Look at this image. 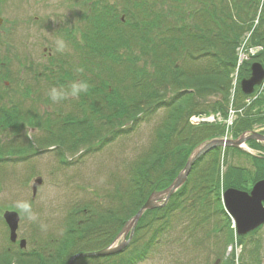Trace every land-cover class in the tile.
Segmentation results:
<instances>
[{
    "label": "rangeland",
    "instance_id": "rangeland-1",
    "mask_svg": "<svg viewBox=\"0 0 264 264\" xmlns=\"http://www.w3.org/2000/svg\"><path fill=\"white\" fill-rule=\"evenodd\" d=\"M86 1L88 4L84 0H0V264H23L19 263L23 259L21 257L11 260L9 257L12 254H24V259L37 254L41 260L39 264H45L43 257H52L47 261L48 264H68L76 254L99 251L115 241L121 244L129 239L130 230L122 237L120 232L130 220L125 222L129 215L127 209H124L131 203L132 194L123 197V193L130 180H134L138 162L157 143L156 136L165 127V120L175 114H172L173 108L166 101H154L151 110L140 115L135 123L126 125L120 133L115 134L112 128L107 127L96 136L90 133L89 127H84L86 132H83L84 129L70 131L65 138L88 135V142L74 147L54 144L53 138L64 127L67 114L77 118L84 115L83 110H86L87 116L82 119L84 124L87 119L95 127L101 124L97 112L93 111L94 107H98L96 103L82 101L80 95L70 94L57 101L51 99L53 88L68 92L59 85L65 73L76 79L82 75V71L76 70L78 54L73 42H69L63 34L67 33L64 24L67 27L79 24L75 28L78 37L75 41L78 43L79 40L81 42L80 31L85 33L93 28L94 21V28L98 24L96 29L103 30V25L108 23L117 29L124 25L121 21L127 23L124 31L138 43L139 22L136 21L140 19L143 10L148 13V17L152 14L154 24L150 35L146 37L152 50L148 52V58L138 63L143 67L147 60L151 63L159 59V64L164 68L162 74L169 77L177 67L194 72L203 68L206 70L212 63V60L202 56L205 50L200 42H197L199 47L195 51L194 38L179 40L184 30L181 17L186 25L197 24L198 33L211 28V14L223 16L232 26L233 23L243 26L253 24V28L240 37L239 45L236 46L238 55L241 44L250 45V34L258 22L263 3V0H255L251 6V0H213L218 5L215 7L211 0ZM149 3L151 6H148ZM257 7L258 12L255 14ZM195 10L197 14L189 17L190 11ZM84 11L89 12L86 22L80 20ZM174 16L177 19H172ZM232 17L236 20L232 21ZM216 23L221 25L223 21L218 18ZM173 39L180 45L172 47ZM58 40H63L66 45L63 51L57 50ZM170 49L176 51L174 55L169 54L172 53ZM65 56L69 61L66 65L60 60ZM126 60H123L119 68L127 66ZM148 68L149 72H155L156 67ZM49 71L51 74L45 73ZM236 75L239 79L242 77L237 60L230 75L232 87ZM85 76L91 78V73ZM125 82L129 85L121 84L117 95L141 96L144 90L135 85L133 79L128 78ZM152 91L150 89V98L157 93L153 94ZM174 92L176 90L170 86L168 95L173 97ZM237 94L235 104L240 113L233 116L229 114L224 119L226 110L223 112L222 107L215 104L222 99L220 93L202 92L194 99L197 103L194 112L202 114L195 113L197 116H193L191 122L197 125L205 120L226 127L225 124H229L232 119L234 122L228 127V135H233V130L246 115L239 105L244 97L237 98ZM11 106L18 113L21 112L18 123L11 121L12 124H9L10 121L6 120L15 113L7 110ZM224 108H227V104ZM260 108L264 109V105L258 104L247 113H255ZM186 117V112L183 120L182 117L174 116L172 125L175 129L169 139L172 145L180 136L174 135L180 132ZM213 119L217 121L211 122ZM37 122L52 126L53 133L48 132L45 126L43 128L46 130L33 127ZM172 125L168 124L167 128L170 129ZM253 129L264 130V123H253ZM250 141L245 145L248 148L251 147ZM191 146L189 143L185 149L179 148L172 154L165 162L167 169L178 163L180 166L176 174L180 172ZM214 148L217 153L214 158L218 157V190L212 191L211 183L207 181L206 175L214 166V158L205 152L189 172L190 182L179 196L180 205L172 212L161 210L163 215L169 212L168 216L155 212L148 230L136 226L122 254L111 258L108 255L80 256L72 264H125L126 251L136 253L134 264H264V227L249 234L237 233L223 204V195L227 189L250 190L253 187L257 175L255 159L239 149L224 148L222 145ZM233 167L240 171L229 177ZM160 175L159 171L152 175L155 184L160 182ZM38 178L42 179V183L34 193L33 186ZM234 179L239 182H232ZM25 204L31 205V214L36 217L35 220L30 219L29 213L24 210ZM6 211H15L20 216L15 241L11 239V230L4 218ZM108 212L113 215L106 216ZM164 224L168 226L166 229L163 228ZM73 226L74 231L80 232L68 239V230ZM24 240L25 247L21 246ZM142 250L146 253L144 257L138 255Z\"/></svg>",
    "mask_w": 264,
    "mask_h": 264
},
{
    "label": "trees",
    "instance_id": "trees-1",
    "mask_svg": "<svg viewBox=\"0 0 264 264\" xmlns=\"http://www.w3.org/2000/svg\"><path fill=\"white\" fill-rule=\"evenodd\" d=\"M211 1L212 4L215 5V7H218V5L213 2V0ZM254 1L255 0H251V3L249 2L251 6L253 5ZM149 5L150 3L148 4V6ZM94 9H97V7H94ZM197 12V10H195L194 12L190 11L189 17L191 15H196ZM256 12H258V7L257 11H255V14H257ZM211 15V28L205 31L202 30L200 33H198L199 26L197 24L186 25V21L181 17V26L184 27V30L182 31L183 35L180 36L181 38L177 37L180 38L179 40L183 38H194L193 40L196 42L195 51H198L197 47H199V45H197V42H200L205 51L203 50V55L200 52L198 53V55L205 56L208 58V60H212L211 66L206 67V70L205 68H203L194 72H187L182 67H177L174 68L169 77H167L165 73L162 74L164 68L159 64V59L151 63L147 60L144 63L145 65L143 67H141L140 65L143 58H148L149 56H147V54L152 50V47L150 44H148V40L146 39V37L147 35H150L152 31V25L154 24V18L151 19L152 14L148 17V13L144 12V10L141 13L140 19L138 18V20L136 21L139 22L138 43H135L131 35H128L126 33V30L124 31V27L127 25V23H123L121 21L120 23L124 25H120L119 27H117V29L116 27L114 28L111 23H108L107 25H103V27L105 28L104 30L102 28L96 29L98 24L94 28V25L96 23L94 21V24L92 23L93 28L88 29V31L85 33H81L80 31L79 35H81V42L79 40L78 43H76L75 41V39H78V37H76L77 33L75 32V30L74 34L70 35V40L71 42H73L75 52L78 54V65H76V70L82 71V75L80 78L76 79L72 77L71 74L65 73L62 78H60L59 85L65 87L66 90H69L71 83L74 81L87 82L89 85L88 92L81 93L80 96L82 98V101L90 100V103H96L98 107H94L93 111L97 112V115L99 116L98 119L101 121V124L95 127L92 122L88 121L87 118V122H85L84 124V121L82 119L85 117V115L87 116L86 110H83L84 115L77 118H74L72 114H67L63 124L64 127L60 131H57L58 136L57 134H55V138H53L55 140L54 144L60 143V147L65 144L69 145L70 147H74V145L84 144L86 141L88 142V135H82L81 138H65V135L70 131L74 132L76 130L84 129L83 132H86V129L84 127H89L90 133L96 136L99 135L101 130L106 129L107 127L112 128V132L115 134L120 133L126 125L135 123L139 119L140 115H143V113L151 110L153 108L154 101H166V103L170 105L171 109L173 108L172 114L175 113L176 115L174 114V116L182 117V120L185 112L187 114L186 120L182 123V129H180V132H177V134L174 135L177 137L180 134L174 145H172V141H169L171 137L170 135L175 129V127L173 128L174 124L172 125V123L175 121L173 116L170 117L167 121L165 120V127L163 126V129L159 131L156 136L157 143L151 147V151L141 159V162H138L139 164H137L136 167V175L134 176V180H130L127 189L123 193V197L132 194L131 203L124 209L125 211L126 209L128 211L129 216L127 217V220H129L133 215L136 214V212L144 204V202L152 192H154L155 190H162L166 188L178 175L179 172L177 174L176 172L180 164L174 163L172 168L170 169H167V167L165 166V162L168 161L172 154H174L179 148L185 149L186 145L190 143L192 144V146L189 152L186 154L187 161L188 156L196 146L210 138L219 137L224 134V125H218V123H202L198 126H193L189 123L188 119L189 116L194 113H201L194 112L195 106L197 105L194 99L197 96H200L204 91L219 92L220 96H222V99L217 100L215 104L222 107L223 112L227 109L224 108V105L227 104L228 106L230 102L232 88V79L230 75L235 69L236 60L238 58V55H236V46L240 40L241 35L245 33V31L251 30L253 28V24H251L250 26H243L233 23L234 26H232L223 16H219L218 14ZM174 18H176V16L172 17V19ZM218 18L222 19L223 24L219 25L216 23ZM233 20L236 19L232 17V21ZM171 26L177 28V26L175 25ZM213 27H216V29L214 30ZM133 42L135 43V45L133 44ZM172 42V47L174 45H180L176 44V40L174 39ZM249 44L251 46L262 45L263 50L255 56H252L243 64V66H241L242 77L240 79L250 75V66L253 62L258 61L264 65V0L258 15V22L255 25V28L251 31ZM200 49L202 48L200 47ZM170 51L173 53H169L170 55H174L176 52L173 49H170ZM125 59H127L126 62H128L127 66H125L124 68H119V66L123 64L122 62ZM151 66L156 67L155 72L153 73L149 72L148 67ZM88 72L91 73V78L85 76V74H87ZM128 78L133 79L135 81V85L144 90L141 93V96L137 97L130 94L125 96L117 95V89L121 86V84L129 85L125 82V80H127ZM170 86H173V89L176 90V92H174L175 96L173 97H170L168 95ZM150 89L153 90L151 93L155 94L157 92L156 94H158L159 96H156L155 94L153 98H150ZM162 89H164L165 92L162 91ZM237 93V98L238 96L244 97V94L242 93L240 87L237 90ZM242 100L243 99H241L240 104L242 103ZM258 104L264 105V96L256 100L250 110H252V108L256 107ZM12 108L14 107L11 106L7 108V110L9 109L11 110V112H15L13 116H11V118L6 119L10 121L8 122L9 124H12L11 121L13 123H18V121L20 120L18 118L19 113L21 114V112L19 111L18 113L16 109ZM262 111L263 108H260L259 111L255 113L251 111L250 113H247L245 117L240 120L239 124H237L238 127L233 130V136L236 137L244 131L252 130L253 123L263 124L264 114ZM250 115H252L253 117H250ZM168 124L172 125L170 129L167 128ZM33 125V127L35 128L42 130L47 129L48 132H50L51 134L53 133L52 126L41 125L38 122ZM44 126L46 129L43 128ZM16 127H18V125ZM182 131L184 132L182 133ZM250 145L255 148L264 149V145L253 140L250 141ZM215 152L216 148H213L212 150H210V152H208V156L214 158V155H217V153ZM217 158L218 157L215 156L213 164L214 166L210 168V172L206 175V177L208 178L207 181L211 183L212 191L216 189L218 190L217 182L219 177L216 170ZM252 158L255 159L257 173L256 179L254 181L255 183L256 181L264 178V156H252ZM156 171H159L161 174L159 177L160 182H158L157 184H155L152 178V175ZM239 171V168H231L229 177H231L232 175H236L237 173H239ZM239 178L241 177L239 176ZM188 181L190 182V175L188 176L185 184L170 198L166 206L145 211L137 224L138 228L143 227L144 229L148 230L151 227V219L153 215L155 216V212H160V214H162L161 212L163 210H170L169 212H172L173 209L175 210L177 206L180 205L179 196L185 189H187ZM231 181L239 182V180L237 179ZM171 202L172 205H169ZM168 213L162 215L165 217L168 216ZM107 215L112 216L113 214L108 212L106 213V216ZM167 227L168 226L166 225L163 226L164 229H166ZM74 229L75 226L69 228L67 238L69 236L71 237V235H74V233L80 232L74 231ZM155 231H157V229ZM154 234L155 233H153V235ZM70 237L68 239H70ZM124 251L125 250L107 257L111 258L113 256L120 255ZM135 255L136 253L132 254L126 251L124 257L126 259L125 264H134V259L136 258ZM138 255L144 257L146 253L142 250ZM15 257L23 258H20L21 261L18 260L20 261L19 263L22 262L23 264H39V262L41 261L39 260L40 258L39 256H37V254L27 259H24V254L22 256H13L12 254L9 258L13 260ZM49 259H52V257H43L42 261L45 264H48L47 261H50Z\"/></svg>",
    "mask_w": 264,
    "mask_h": 264
},
{
    "label": "water",
    "instance_id": "water-1",
    "mask_svg": "<svg viewBox=\"0 0 264 264\" xmlns=\"http://www.w3.org/2000/svg\"><path fill=\"white\" fill-rule=\"evenodd\" d=\"M263 79L264 68L262 64L259 62H254L251 66V75L247 78H243L241 81L243 92L246 94H250L254 90V87L256 85L262 83ZM248 139L264 141V134L257 132H253L249 135L243 134L235 140L211 139L199 145L196 149H194V151L188 158L185 167L178 174L172 184L164 190L152 193L150 195L143 206L121 230L120 237H122L123 235L126 236L128 230H131L130 237L132 236L134 227L146 210L158 206H163L168 202L169 198L185 183L192 165L199 157H201L202 154L217 145L241 147L242 144ZM41 183V178H38L35 181L33 186L34 193H36L37 187ZM224 200L228 211L231 213L236 223L237 233L246 234L264 224V179L256 182L250 192L239 190L236 188L227 189L224 193ZM4 218L11 230V239L15 241L17 235L16 230L19 225L20 216L15 211H6L4 213ZM128 242L129 240H125L118 245L115 241L102 250L76 254L69 260L68 264H72L74 259L80 256H104L116 253L124 248V246ZM21 246H26V240L22 241Z\"/></svg>",
    "mask_w": 264,
    "mask_h": 264
},
{
    "label": "clouds",
    "instance_id": "clouds-1",
    "mask_svg": "<svg viewBox=\"0 0 264 264\" xmlns=\"http://www.w3.org/2000/svg\"><path fill=\"white\" fill-rule=\"evenodd\" d=\"M65 46L66 45H65L63 40L57 41V50L58 51H63ZM88 89H89V85L87 82H83V81L75 82L74 81L71 83L68 92L58 91L57 89L53 88L50 92V96H51V99L53 101H57V100L65 98L66 95H69V94L72 96H78L81 93H87ZM24 210L29 213L30 219H33V220L36 219V217L31 214V205L25 204Z\"/></svg>",
    "mask_w": 264,
    "mask_h": 264
}]
</instances>
